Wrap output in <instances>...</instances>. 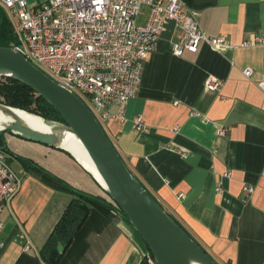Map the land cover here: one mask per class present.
I'll list each match as a JSON object with an SVG mask.
<instances>
[{
	"label": "crops",
	"instance_id": "0c3cea01",
	"mask_svg": "<svg viewBox=\"0 0 264 264\" xmlns=\"http://www.w3.org/2000/svg\"><path fill=\"white\" fill-rule=\"evenodd\" d=\"M44 1L25 0L28 6ZM181 1L209 37H224L226 45L202 42L196 52L175 56L170 45L181 29L166 20L123 118L101 124L127 167L218 264H264V94L255 85L264 43L245 44L264 36V0ZM245 67L253 69L251 79L242 74ZM208 76L220 79L218 90L205 87ZM107 109L113 115L117 110ZM137 116L142 130L133 127ZM218 128L226 134L217 135ZM17 138L5 135L13 153L110 206L86 216L57 264H155L125 215L74 159L19 139L18 146L29 153L23 154L10 144ZM15 160L24 174L0 211V264H44L38 251L70 193ZM245 186L252 187L248 195Z\"/></svg>",
	"mask_w": 264,
	"mask_h": 264
},
{
	"label": "built area",
	"instance_id": "2783aa9c",
	"mask_svg": "<svg viewBox=\"0 0 264 264\" xmlns=\"http://www.w3.org/2000/svg\"><path fill=\"white\" fill-rule=\"evenodd\" d=\"M0 7L15 20L10 24L15 40L11 49L74 93L99 122L113 116L123 118L166 20H174L181 29L170 45L175 56L185 50L196 52L202 42L214 48L227 43L224 37H209L196 13L181 0H45L35 6H28L25 0H0ZM262 43L264 36H256L245 44ZM242 74L251 79L253 69L245 67ZM204 85L216 91L221 81L208 76ZM255 85L264 94V59ZM111 105L117 109L114 115L107 109ZM133 127L144 128L140 116L133 119ZM225 132L218 128L217 135ZM23 174L10 167L7 154L0 150V211L17 191ZM215 190L221 192L219 184ZM244 191L248 195L252 187L245 186ZM27 246L25 241L23 247Z\"/></svg>",
	"mask_w": 264,
	"mask_h": 264
},
{
	"label": "water",
	"instance_id": "95a60500",
	"mask_svg": "<svg viewBox=\"0 0 264 264\" xmlns=\"http://www.w3.org/2000/svg\"><path fill=\"white\" fill-rule=\"evenodd\" d=\"M0 77L13 78L29 86L63 120L55 124L43 121L48 130L41 131L21 121L14 113L23 110L0 103V112L12 118L0 132L8 131L21 139L63 151L74 159L125 215L146 244L155 264H218L129 170L102 124L74 93L59 86L9 47L0 46ZM63 132L76 138L105 186L61 144Z\"/></svg>",
	"mask_w": 264,
	"mask_h": 264
},
{
	"label": "trees",
	"instance_id": "16d2710c",
	"mask_svg": "<svg viewBox=\"0 0 264 264\" xmlns=\"http://www.w3.org/2000/svg\"><path fill=\"white\" fill-rule=\"evenodd\" d=\"M14 43L15 40L12 34L11 25L8 22L5 14L0 10V46L11 48ZM0 103L36 115L43 119V121L45 122H63L62 118L55 111V109L50 104H48L41 96L37 95L26 84L13 78L0 77ZM5 134L11 135V133L8 131L0 132L1 151L17 159L24 170L39 175L44 180L49 181L50 183H55L61 190L70 193L68 202L66 203L60 216L53 225L51 232L38 251L39 258L44 264H57L64 250L78 235L79 229L86 216L92 211H107L110 209V206L105 199L95 196H89L81 191L69 187L60 179L54 177L43 168L37 166L33 161L23 158L16 153H13L5 141ZM153 196L156 198L155 195ZM158 202L166 210V212H168V214L182 227V229L193 238V236L188 232L183 224L175 216H173L159 200ZM193 239L196 241L195 238ZM148 256L154 261L149 249Z\"/></svg>",
	"mask_w": 264,
	"mask_h": 264
},
{
	"label": "bare ground",
	"instance_id": "6f19581e",
	"mask_svg": "<svg viewBox=\"0 0 264 264\" xmlns=\"http://www.w3.org/2000/svg\"><path fill=\"white\" fill-rule=\"evenodd\" d=\"M14 113L21 119V121L27 123L31 127L35 129H39L41 131H47L48 127L45 125L43 120L37 116H33L32 114L27 113L26 111H17L15 110ZM11 117L6 115L5 113L0 112V128L5 126L7 123L11 121ZM62 139L61 144L67 148H69L77 160L82 163L87 169L93 172V174L96 176L97 180L101 183V185L105 186L102 178L100 177L99 173L95 168L93 167L90 159L87 157L86 153L82 149V147L79 145L76 138L71 135L70 133L63 132L61 133ZM197 264V263H196Z\"/></svg>",
	"mask_w": 264,
	"mask_h": 264
},
{
	"label": "rangeland",
	"instance_id": "374dc122",
	"mask_svg": "<svg viewBox=\"0 0 264 264\" xmlns=\"http://www.w3.org/2000/svg\"><path fill=\"white\" fill-rule=\"evenodd\" d=\"M0 10L5 14V16H6V18H7V20H8V22L10 23V24H14V18H12V17H10L8 14H7V12H6V10H4L3 8H1L0 7ZM100 122H101V120H100ZM48 123H53V124H55V122H52V121H50V122H48ZM6 135V134H5ZM5 137V136H4ZM19 139H21V138H17L16 140H13V141H11V143L10 144H12L15 148H17L21 153H23V154H29L28 152H26L25 150L23 151V149H21L19 146H18V142H20V141H22V140H19ZM23 142H26V140H23ZM26 143H30V142H26ZM8 156V162H9V165H10V167L11 168H13L14 170H17V168H18V162L15 160V158H13V157H11V156H9V155H7ZM104 192V191H103Z\"/></svg>",
	"mask_w": 264,
	"mask_h": 264
}]
</instances>
